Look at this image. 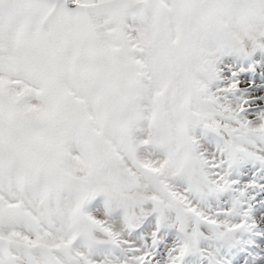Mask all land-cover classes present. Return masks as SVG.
<instances>
[{
	"label": "snow or ice",
	"instance_id": "6c2138e0",
	"mask_svg": "<svg viewBox=\"0 0 264 264\" xmlns=\"http://www.w3.org/2000/svg\"><path fill=\"white\" fill-rule=\"evenodd\" d=\"M0 264H264V0H0Z\"/></svg>",
	"mask_w": 264,
	"mask_h": 264
}]
</instances>
